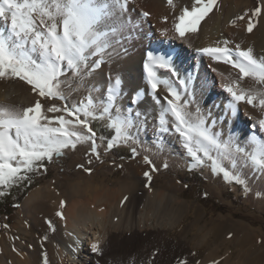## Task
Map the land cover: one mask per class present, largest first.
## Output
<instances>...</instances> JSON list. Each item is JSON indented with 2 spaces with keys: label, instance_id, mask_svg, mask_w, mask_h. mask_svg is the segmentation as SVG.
Listing matches in <instances>:
<instances>
[{
  "label": "snow or ice",
  "instance_id": "snow-or-ice-1",
  "mask_svg": "<svg viewBox=\"0 0 264 264\" xmlns=\"http://www.w3.org/2000/svg\"><path fill=\"white\" fill-rule=\"evenodd\" d=\"M134 3L135 0H0V79L18 78L30 85L38 97L33 106L22 109L0 105V188L30 181L28 174L44 168L45 160L50 163L54 156H63L65 150H75L78 144L88 145L89 154L100 159L97 139L106 140V152L123 145L130 149L132 158L139 156L138 134L146 130L148 121L145 112L131 105L138 108L145 102V95H150L159 107L154 124L157 134L171 133L177 137L191 159L189 171L207 167L213 175H222L225 182L241 185L245 195L251 189L241 169L250 168L253 174L264 175V138L252 135L243 144L233 136L225 140L221 132L214 131L218 120L212 118L210 111L205 114L199 105L190 111V106L196 103L194 80L191 75L180 77L171 56L146 53L143 67L150 91H136L127 109L122 110L118 103L122 97L121 79L116 76L113 82L111 74L104 99L96 101L92 92L98 89L92 88L80 101L69 103L62 87L66 83L63 78L70 73L83 85L113 55L127 53L125 43L140 28V22L131 17L135 8L130 5ZM216 3L217 0H193L191 7H183L173 17L172 30L177 37L183 39L189 33H197L201 21ZM167 4L175 10L174 0H167ZM149 15L143 10L139 13L143 18ZM262 16L264 0L230 23L235 27L244 21L245 30L252 33ZM163 19L167 22L168 17ZM168 31L165 28L161 34L167 35ZM232 43L225 39L215 47L197 49L214 61L238 69V79L222 84L231 97L224 106L226 120L237 116L241 102L264 110V57L258 59L251 47L242 49L240 43L229 47ZM159 69L167 70L169 78L158 76ZM245 78L262 87H241ZM160 85L167 91L163 97L158 94ZM42 100H59L62 104L45 108ZM47 113L60 115L50 117ZM93 120H106V127L114 135L109 139L97 137L90 126ZM257 123L264 132V118ZM143 160L152 165L151 172L158 171L148 156ZM163 167H168L167 162ZM144 176L149 181L152 178L150 172ZM3 195L5 192L0 191V196ZM64 206L65 202L61 201L60 207ZM56 215L64 219L62 212ZM47 223L54 231L52 222ZM91 250L103 255L100 242L93 243ZM155 256L153 252L148 264H152ZM44 264H47L46 254ZM180 264L187 262L181 260Z\"/></svg>",
  "mask_w": 264,
  "mask_h": 264
},
{
  "label": "bare ground",
  "instance_id": "bare-ground-1",
  "mask_svg": "<svg viewBox=\"0 0 264 264\" xmlns=\"http://www.w3.org/2000/svg\"><path fill=\"white\" fill-rule=\"evenodd\" d=\"M182 1L185 3L187 0ZM257 2L260 5L262 0H257ZM175 4L177 5V2ZM167 5V1L164 0H135V3L130 5V7L135 8L131 17L134 21L140 22V28L133 33V39L125 43L128 46L126 54L128 56H126L125 61L122 60V66L119 64L121 70L119 72L124 81L122 95H127L130 100L138 90L150 91L146 81L147 74L143 67L148 51L171 56L180 77L191 75L194 80L196 103L191 105V111L195 110L196 105H199L205 114L210 111L212 118L218 120L214 131L221 132L223 139L233 136L239 143L243 144L252 135L264 138V132L259 130L257 123L263 117V110L259 107H252L241 102L238 106L237 116L234 118L229 116L227 120L225 119L224 106L231 97L223 90L222 84L238 79V69H234L231 65H226L223 62L214 61L210 57L197 52V49L215 47L217 42L222 44L227 39L233 42L229 47H234L235 43H240L242 49L251 47L253 55L258 59L264 57V16L260 17L253 32L248 33L245 30L244 21L238 22L235 27L230 25V22L234 16L243 14L252 8V0H217L214 8L221 6L224 14L221 13L219 17H216L215 11L212 10L211 15L208 17L210 21L216 18L214 20L215 24H212L217 27L211 24L215 28L211 29L210 27L209 29L206 26L209 23L206 18L199 26L197 33H189L181 39L172 30L173 17L179 13L176 14L175 12L173 14L169 11L171 8ZM230 9L233 10L230 11ZM141 10L149 12L150 15L147 18L140 17ZM166 16L168 17L167 22L163 19ZM165 28L169 29L168 34L162 35L161 32ZM203 33L208 34V36L216 35V39L209 43L203 41L200 46L198 45V48L190 46L199 37L198 35ZM234 34H239L241 38H234ZM172 39V43H167L168 40ZM245 39L251 40L245 44ZM133 44L137 45L136 48L129 49ZM195 46L197 47V43ZM110 66H101L99 78L94 79V84L97 87L105 86L106 84H102L104 82L108 83L109 70L106 69H109ZM213 68L217 71H213ZM112 71L113 67L110 73ZM115 73L118 74L116 70ZM157 75L161 78H169L170 73L167 70L159 69ZM172 79L175 80L176 78ZM241 87L246 89L258 88L251 82L250 78H245L241 82ZM211 90H214V93ZM97 93L101 94L99 90ZM26 94L28 93L23 92V90L20 91L19 87L17 89L14 84L5 87L0 85V101L2 102L12 103L13 96L17 95L19 97L24 96L23 99L28 102ZM158 94L160 97L167 95L163 85L158 87ZM30 95L33 94L30 92ZM95 100L99 101V98L96 97ZM144 100L145 102L139 105L138 108L137 105H134L135 109L145 112L147 120H155L159 107L154 104L150 95H145ZM241 113L242 118H240ZM167 134L168 137L166 138L168 140L166 138L162 139L160 148L166 157L172 158L173 150L169 138H172L173 134ZM81 152H78L71 161L72 166L74 167L73 164L81 160L85 167H91L92 164L89 163L88 157L82 158L83 152ZM177 159H182V157L178 156ZM151 161L153 164V160ZM132 166L137 165L128 164L126 168L132 169L134 174L140 172L139 170L144 173V165L137 166L134 171ZM104 167L105 165H102L98 170ZM98 170L90 175H86L88 174L87 171L83 174L78 173L79 176L75 179H71L70 175L65 174L54 178L44 187H37L31 191L25 199L26 216L31 218L29 228L32 231L28 230V232L31 237L41 241L39 240V245H36V248L29 252L22 240H13L10 236L8 238L1 234L0 264H44L45 254H47V264H148V261L152 259L153 252H156V256L152 260V264H161L163 258L170 259V262L166 264H180L181 260H185L187 264L191 263L193 260L192 254L184 242L169 241L164 239L162 235L164 228H171L174 225L173 220L177 217L176 211L181 203L173 192L175 190L173 183L169 182L158 188H154L152 184L147 183L148 187L139 190L136 195L137 201H144L145 206L138 211L136 217H133V212H131L133 208L127 210L124 200L126 195L131 192L134 184L131 183L130 179L124 178L115 187L108 183L100 185L95 181ZM124 177L126 176L124 175ZM61 201L65 202L63 208L60 207ZM58 211L63 213L64 219L56 215ZM47 221H51L54 228L58 226L61 229V235L51 241L43 238V232L50 230ZM15 227L17 228V225ZM115 229L120 230L122 238L112 244L111 240L115 237V234L110 237V233ZM11 234H14V232H11ZM245 235L248 236V232ZM13 242H16V244H13ZM97 242H100L103 249V255L101 256L91 250V245ZM46 251L47 253H45ZM179 254H182L183 257L177 256ZM228 261L229 258L225 257L223 262L219 261V263L229 264Z\"/></svg>",
  "mask_w": 264,
  "mask_h": 264
},
{
  "label": "rangeland",
  "instance_id": "rangeland-1",
  "mask_svg": "<svg viewBox=\"0 0 264 264\" xmlns=\"http://www.w3.org/2000/svg\"><path fill=\"white\" fill-rule=\"evenodd\" d=\"M176 2L177 5H175L177 6V8H175V10L168 9L169 11L173 12V14L175 12L176 14H178L180 10L185 6L191 7L193 0H187L186 2L188 3H184L182 0H174V3ZM252 2L253 7L247 11H250L251 9L259 5L257 0H252ZM183 3L184 5H182ZM226 6H228V4H226ZM219 7L217 6L216 9H213L216 13V17H219V14L221 13L224 14L221 6ZM177 9L179 10V12ZM232 10L233 9H230V11ZM210 15L211 12L206 17L207 20ZM237 16L239 15L234 16L232 20ZM215 19L216 18L210 21L209 18L208 21L209 23L211 22L210 25L206 21L208 23V25L206 24V26L209 29L210 27L211 29L217 27L213 25L215 24ZM203 21H201V24L203 23ZM211 24L215 27H212ZM200 35H198L199 37L195 39V44H193V42L190 46H193V48H198V45L200 46V43H202L203 41L209 43L216 39V35L208 36V34L206 35V33ZM233 37L238 39L239 37L241 38L239 34H234ZM250 40L251 39H245L244 43L246 44ZM172 41L173 39L168 40L167 43H172ZM196 43L197 47L195 46ZM124 46L126 48L128 47L126 45ZM136 46L137 45L133 44L129 47V49H134L136 48ZM121 54L113 55L107 63L103 64V66L107 67L108 65H111L109 69H106V67L105 69L109 70L108 74H111L113 82L116 76L121 77L119 72L121 71L119 68V64H121L122 66L123 61H125L126 56H128L126 55L127 53L125 55L124 53ZM193 62L191 63L192 65L194 64ZM112 67L113 74L112 72L110 73ZM99 70L100 69L96 70V72H94L92 76L83 83V85H81L77 79L72 77L70 73L67 77L63 78L66 80V83L62 87L65 91V94L69 97V103L80 101L89 94V90L92 88L98 89L101 93H97L98 90L95 92L93 91L92 96L94 99L96 97H98L99 100L105 98L108 83H105L104 81V83L98 81L103 85L106 84V87L102 85L100 87H97L94 84V79L99 78L100 76ZM115 70L118 74L115 73ZM108 78L109 76L107 77V79ZM120 79L122 82L120 85L122 91L124 87V81L122 77ZM251 82L254 85L258 86L257 89L262 87L261 85L255 84L253 80H251ZM11 84H14L17 89L19 87L20 91L23 90V92L28 93L26 94V97H28V102L23 99L24 96L19 97V95H17L13 96L12 103L0 101V105L21 109L34 105L38 97L32 92L30 85H28L24 81L19 80L18 78L0 79V85H4V87ZM30 92L33 95H30ZM211 92L214 93V90H211ZM129 102L130 100L127 95L123 94L118 103L121 109L124 110L125 106L126 109L129 107ZM42 103L44 104L45 108L51 106L52 104H55L56 106H60L62 104V102L59 100H42ZM131 106L135 109L134 105ZM189 110H192L191 106ZM47 115L51 117L60 115V113H47ZM242 117L243 115L241 113L240 118ZM261 118H264V110L263 117ZM147 121L148 123L146 130H142L138 134L140 144L136 147L140 155L135 158L131 157L130 149L123 145L115 147L112 150L106 152L104 150L106 140L101 141L97 139L100 159H96L94 156L89 154L88 145L78 144L75 150H65L63 156H54L52 162L50 163L45 160L44 168H40L39 171L29 174V176H33L34 178L32 181H37L38 184L25 195L19 207L9 216L0 214V235L4 234V236L8 238L10 236V238H12L13 240L16 239L17 241L22 240L24 242V245H26L25 247L27 248V250L29 252H32V250L36 248L35 246L39 245L38 243H40L41 240L39 239V241L37 238L31 237L28 232V230L32 231L31 228H29L31 225V218L26 216L25 199L30 194V192L37 187H44L56 177L66 174L68 176L70 175L71 179H75V177L77 178L79 176L78 173L83 174L87 171L88 174L86 175H90L92 172L98 170L100 166L105 165L104 168H100L97 171L98 176L95 180L96 183L100 185H105L108 183L111 186L115 187L117 183H119L124 178H127L130 179L132 184H134L131 192L126 195L127 199L124 200L125 208L127 210L133 208V210L131 211L133 212V217H136L138 211L145 206L144 201H137L136 195L139 190L148 187L147 183L152 184L154 188L162 187L169 182L173 183V185L175 186V190H173V192L176 194L181 203L179 204V207L177 206L179 209L176 211L177 217L174 219L175 221L173 220L174 225L171 228H164V230L162 231V235L166 240L174 241L177 243L182 241V243L184 242L187 245V248L192 254L193 258V260L189 264H197V262H199V264H212V262L210 261H216L219 263V261L223 262V259L225 257L227 259L229 258V264L231 262L233 264H238V262L239 264H264V175L253 174L250 168L241 169L244 178L248 182V187L251 189V191L247 195H245L243 187L241 185L225 182L222 175H213L207 167H200L189 171V164L191 163V159L185 154L184 150L178 142L177 137L173 134V137L169 138V141L172 145L173 157L168 158L164 155L163 150L158 147V144L160 145L162 139L168 137V134H163V136L157 134L156 129L154 128L156 119ZM106 124V120L90 121V126L96 132L97 137L103 136L106 139H109L112 135H114V132L109 130L106 127ZM224 139L226 140L228 138L226 137ZM166 140L168 139L166 138ZM150 147L153 148L151 149ZM78 152H81L83 154L82 158L88 157L87 159L89 161L91 160V167H85V164H83L81 160L80 162L76 161L77 163L73 164L74 167L72 166L71 161H73ZM144 156H148L149 159L153 160V165H155L158 171L151 172L152 166L144 163ZM178 156L182 157V159H177ZM165 162H167L168 164L167 168L163 167V164ZM132 163L137 166L144 165V173L150 172L152 177L151 180L149 181L144 176V173L141 172V170H139L140 172H138L137 174H134V172H132V169L126 168L128 164ZM80 165H82L83 167H79ZM137 166H132L133 171L135 168H137ZM88 169H90V171H88ZM130 172H132L133 174H130ZM124 175L126 177H124ZM257 193H260V195L257 196ZM5 225H7V227H5ZM15 225H17V228L15 227ZM54 229V231L52 229L45 230L43 232V238L47 237V239L45 240L51 241L52 239L59 237L61 235V229L58 226ZM11 232H14V234H11ZM247 232L249 234L248 236L245 235ZM114 234L115 237L111 240L112 244H115L116 241L122 238V233L120 232V230H112V233H110V237H113ZM16 242H13V244H16ZM180 246H182V244H180ZM45 253H47V251ZM177 256L183 257L182 254H179ZM168 262H170V259L166 260V258H163L161 260V264H166ZM221 262L219 264H222Z\"/></svg>",
  "mask_w": 264,
  "mask_h": 264
},
{
  "label": "trees",
  "instance_id": "trees-1",
  "mask_svg": "<svg viewBox=\"0 0 264 264\" xmlns=\"http://www.w3.org/2000/svg\"><path fill=\"white\" fill-rule=\"evenodd\" d=\"M30 174V173H29ZM28 174V175H29ZM21 181L18 185H14L10 188H0V191H4L5 195L0 196V214L9 216L20 205L25 195L38 184L37 181H32L34 178ZM18 205V206H17Z\"/></svg>",
  "mask_w": 264,
  "mask_h": 264
}]
</instances>
